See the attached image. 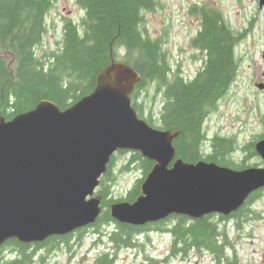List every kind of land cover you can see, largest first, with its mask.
Instances as JSON below:
<instances>
[{
    "label": "trees",
    "instance_id": "obj_1",
    "mask_svg": "<svg viewBox=\"0 0 264 264\" xmlns=\"http://www.w3.org/2000/svg\"><path fill=\"white\" fill-rule=\"evenodd\" d=\"M54 1L0 0V116L11 120L46 100L65 110L91 94L102 70L119 61L141 76L132 94L138 116L154 128L178 133L173 143L177 158L187 163L205 160L235 170L246 168L245 160L241 164L232 161L238 145L231 139H217L213 154L205 152V120L228 95L239 67L235 37L219 9L211 5L191 8L202 24L193 44L204 53V63L197 75L188 79L181 71H174L164 41L151 37L145 28V14L157 9L158 0H77L85 12L81 22L64 21L60 49L39 57L35 49L48 30ZM146 94L151 98L149 104L143 99ZM242 151L256 155L254 142L243 146ZM126 155L129 159L121 164V157ZM117 167L120 174L139 170L143 178L134 183L125 198L114 200L111 193ZM153 167L154 163L139 152H117L100 180L97 193L102 196L103 210L94 225L37 244L10 240L0 248V264H47L48 256L57 250L74 253L82 246L88 229H94L98 241L106 240L108 245L94 264H117L121 250L142 253L146 263L141 264L163 263L145 251L153 232H168L171 256L207 253L217 264H240L222 223L232 218L240 227L251 214L256 215L251 205L262 190L230 217L213 214L193 220L172 216L142 227L115 221L110 206L134 202ZM8 250L12 252L9 256L5 254Z\"/></svg>",
    "mask_w": 264,
    "mask_h": 264
},
{
    "label": "water",
    "instance_id": "obj_2",
    "mask_svg": "<svg viewBox=\"0 0 264 264\" xmlns=\"http://www.w3.org/2000/svg\"><path fill=\"white\" fill-rule=\"evenodd\" d=\"M140 81L133 67L112 61L95 90L65 110L46 100L11 120L0 116V248L13 239L37 244L94 225L103 210L100 180L119 151L154 163L134 202L110 206L122 224L230 217L264 190V167L235 170L177 158L178 133L150 126L132 105ZM255 148L264 162V140Z\"/></svg>",
    "mask_w": 264,
    "mask_h": 264
},
{
    "label": "rangeland",
    "instance_id": "obj_3",
    "mask_svg": "<svg viewBox=\"0 0 264 264\" xmlns=\"http://www.w3.org/2000/svg\"><path fill=\"white\" fill-rule=\"evenodd\" d=\"M159 5L153 12L145 14V28L153 38H161L169 53L171 65L174 71L181 73L191 79L203 66L204 53L192 45V39L201 27L198 16L191 13L195 5H211L222 10L226 19L233 26L242 25L243 18L248 19L250 13L245 15L238 5V0H158ZM247 1V3H246ZM244 0L243 7L248 8L250 0ZM85 12L77 3V0H55L54 6L48 14V30L42 42L35 51L39 57L58 51L62 42L63 23L72 19L79 24ZM261 60L264 71V59ZM260 63L255 64L253 60L245 65L243 75L249 78L259 72ZM243 78V77H242ZM243 85V81H240ZM144 102L149 104L151 98L146 94ZM264 118V97L252 93L250 87L242 86L237 92L234 90L230 99H226L219 106V111L208 118L206 128L209 135L218 133L222 136H236L239 146H247L253 142L256 136L264 129L258 123V117ZM210 128V129H209ZM205 152H209L206 145ZM236 157H243V153L236 152ZM249 153H247L248 155ZM129 155L121 157L120 163H126ZM263 164L259 157H250L246 165L256 167ZM117 169V180L112 185L111 198L119 200L125 198L134 186V183L143 178L139 170L120 174ZM256 211L250 218L244 221L240 227L234 219L222 223L226 227L228 238L232 243V249L240 264H264V192L260 194L251 205ZM152 241L145 248L146 254L152 258L163 260L161 264H217L210 254L192 253L188 257L171 256V238L168 232H153L150 235ZM94 229H88L81 243L74 253L67 250H57L47 258V264H94L97 256L102 254L108 247L104 241H98ZM11 251H6L7 256ZM15 254V253H14ZM145 261L144 255L134 250H121L118 254L117 264H141Z\"/></svg>",
    "mask_w": 264,
    "mask_h": 264
},
{
    "label": "flooded vegetation",
    "instance_id": "obj_4",
    "mask_svg": "<svg viewBox=\"0 0 264 264\" xmlns=\"http://www.w3.org/2000/svg\"><path fill=\"white\" fill-rule=\"evenodd\" d=\"M250 1L251 2L250 3L248 2L247 4L248 8L243 7V5L245 4L244 0L237 1L240 8L242 10H245V15L250 13V17L248 19L243 18L241 26L240 25L233 26L232 23L226 19L224 13H222L224 18L228 21L231 32L236 40L235 54L239 62V67L237 71V77L235 81L232 83L229 89L228 95L225 96L220 101L217 108L208 115V117L205 120V128H206V122L208 121V118L214 113H216L217 111H219L220 104L224 102L226 99H230L233 91L235 90L237 92L238 90L241 89L243 85L250 87V90L252 91V93H255L256 95L264 97V71H263V65L261 63V60H259L260 58L264 59V3H262L261 0H250ZM219 11L223 12L220 9ZM201 28H202V24L196 36L192 39L191 43L193 46H194L193 41L194 39L197 38L198 33L201 31ZM251 60H253L255 64L260 63L261 66H259V72L256 73V75H251L249 76V78H246L245 76H242L243 75L242 70H245L244 66L249 65ZM200 69L198 70V72L200 71ZM197 73L191 79H193L197 75ZM240 81H243V85L240 84ZM257 121L264 129V118L259 116ZM206 131H207L206 143L209 145L208 153L210 155H212L214 152L213 144L217 139L228 138L236 142L235 145H238L236 136H226L225 137L218 133L209 135L207 128H206ZM254 139L255 140L253 142L255 145L256 143L264 140V131L260 135L256 136V138ZM255 151H256V148H255ZM236 152L243 153V157H240V158L236 157L235 153L233 154L232 161H234L236 164H241L244 160L246 161L245 163H247V160L250 157L261 158L257 152H256V155H251V156L247 155V153L242 151V146H239V145H238ZM255 166L256 168L264 167V162L263 164H260L258 166L255 165ZM247 168H250V166L246 165V168L244 169H247ZM240 170H243V169H240ZM263 192L264 190L260 191V194H262ZM229 220H232V218H230Z\"/></svg>",
    "mask_w": 264,
    "mask_h": 264
}]
</instances>
